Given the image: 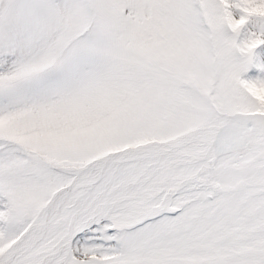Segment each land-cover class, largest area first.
<instances>
[{"label": "snow or ice", "instance_id": "6c2138e0", "mask_svg": "<svg viewBox=\"0 0 264 264\" xmlns=\"http://www.w3.org/2000/svg\"><path fill=\"white\" fill-rule=\"evenodd\" d=\"M0 264H264V0H0Z\"/></svg>", "mask_w": 264, "mask_h": 264}]
</instances>
